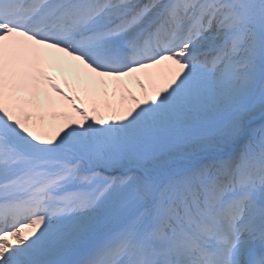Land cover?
I'll return each mask as SVG.
<instances>
[{"label":"snow or ice","instance_id":"1","mask_svg":"<svg viewBox=\"0 0 264 264\" xmlns=\"http://www.w3.org/2000/svg\"><path fill=\"white\" fill-rule=\"evenodd\" d=\"M0 264H264V0H0Z\"/></svg>","mask_w":264,"mask_h":264}]
</instances>
